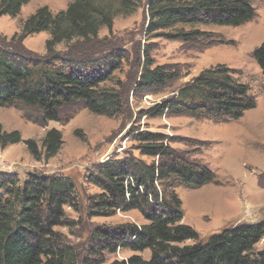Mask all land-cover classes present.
<instances>
[{
  "label": "trees",
  "instance_id": "1",
  "mask_svg": "<svg viewBox=\"0 0 264 264\" xmlns=\"http://www.w3.org/2000/svg\"><path fill=\"white\" fill-rule=\"evenodd\" d=\"M31 1L0 0V18L17 17ZM144 1L149 15L148 33L189 27L191 31L166 35L183 41L206 36L207 33L194 30L200 26L238 28L257 17V10L249 0H117V3L122 14H131ZM94 2L75 0L58 14L48 7L40 8L24 23L19 36L11 41L0 38L1 109H32L37 115H28L27 119L39 125L67 121L63 111L76 104H83L98 116L122 113L121 95L101 87L114 70L112 63L110 67L102 63L105 58L79 61L64 57L55 49L58 44L75 39L92 43L101 27L112 29L111 11L97 7ZM42 32L51 35L46 43L48 55L43 57L22 46L24 40ZM253 58L264 77V43L254 51ZM151 67L150 51H146L145 67L138 82L143 91L164 88L181 77L177 67ZM256 107L249 86L237 79L234 69L219 64L200 72L146 115L188 116L227 123L240 120ZM136 141L140 154L154 162L147 164L126 156L96 165L88 182L101 193L89 199L88 209L91 217L138 211L146 224L96 228L91 237L97 249H90L91 255L116 254L119 249L135 253L112 264H264V250L255 251L264 239V222L239 224L208 239H202L194 228L182 223L184 211L175 192L176 185L202 188L216 181L212 170L173 149L164 134L138 132ZM21 142L18 132L8 134L0 127L3 149ZM25 144L36 161L49 160L61 150L63 138L52 129L43 141L42 150L35 141ZM77 203L76 187L70 178L30 174L21 183L17 175L0 174V264H79V255L66 247L55 231L57 227L68 226L65 207L76 208ZM188 241L193 244L186 245ZM146 251L150 252L149 259L140 255Z\"/></svg>",
  "mask_w": 264,
  "mask_h": 264
},
{
  "label": "rangeland",
  "instance_id": "2",
  "mask_svg": "<svg viewBox=\"0 0 264 264\" xmlns=\"http://www.w3.org/2000/svg\"><path fill=\"white\" fill-rule=\"evenodd\" d=\"M74 1L32 0L21 8L17 17L0 19V38L11 41L19 36L24 23L38 9L48 7L53 14H58L66 11ZM94 1L97 7L111 11L112 29L101 27L92 43L75 39L60 43L55 49L64 57L79 61L105 58L102 63H112L114 70L101 87L121 95L122 113L112 117L98 116L83 104H76L63 111L62 116L67 121L39 125L27 119L28 115L36 117L37 112L32 109L0 108L2 132H18L23 140L4 149L0 145V174L17 175L21 183L30 174L72 179L78 203L76 208L65 207L68 226L57 227L55 231L64 245L79 255V264H112L135 254L123 249L116 254H90V249H97L91 237L96 228L127 223L142 226L146 221L138 211L91 217L89 199L99 195L101 190L89 183L88 177L96 165L110 159L134 156L152 164L154 159L142 156L138 150V132L166 135L173 149L215 173L216 181L202 188L180 184L175 188L182 201V223L194 228L202 239L239 224L264 222V77L253 58L254 51L264 43V0H249L257 10L253 21L238 28L200 26L194 30L207 34L193 41L166 36L181 30L191 31L189 27L178 26L169 32L149 34L146 1L136 5L131 14H122L117 0ZM50 38L48 32H42L24 40L22 46L32 54L47 56L46 43ZM146 51H150L152 69L177 67L181 72L179 80L164 88L148 91L138 88ZM219 64L234 69L237 79L249 86L250 94L256 99L255 109L246 112L240 120L227 123L188 116L148 118L149 109L171 98L179 87L203 70ZM52 129L61 133L62 148L53 158L36 161L25 142L35 141L42 150L43 141ZM192 244L193 241L186 242V245ZM263 250L264 239L255 247L256 252ZM140 255L150 258L149 251Z\"/></svg>",
  "mask_w": 264,
  "mask_h": 264
},
{
  "label": "crops",
  "instance_id": "3",
  "mask_svg": "<svg viewBox=\"0 0 264 264\" xmlns=\"http://www.w3.org/2000/svg\"><path fill=\"white\" fill-rule=\"evenodd\" d=\"M4 17H9V16H4ZM3 18V17H2ZM2 18H0V19H2Z\"/></svg>",
  "mask_w": 264,
  "mask_h": 264
}]
</instances>
